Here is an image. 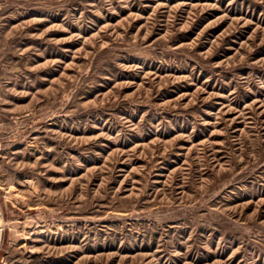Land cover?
<instances>
[{
  "label": "rangeland",
  "instance_id": "rangeland-1",
  "mask_svg": "<svg viewBox=\"0 0 264 264\" xmlns=\"http://www.w3.org/2000/svg\"><path fill=\"white\" fill-rule=\"evenodd\" d=\"M0 264H264V0H0Z\"/></svg>",
  "mask_w": 264,
  "mask_h": 264
}]
</instances>
